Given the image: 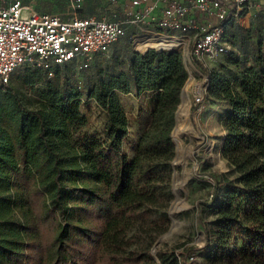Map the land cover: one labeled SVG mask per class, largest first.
<instances>
[{"label":"trees","instance_id":"obj_1","mask_svg":"<svg viewBox=\"0 0 264 264\" xmlns=\"http://www.w3.org/2000/svg\"><path fill=\"white\" fill-rule=\"evenodd\" d=\"M233 23L224 32L231 45ZM125 35L130 31L120 38ZM172 42L145 39L140 49ZM196 62L209 78L208 98L230 106L221 148L227 169L216 178L212 199L200 204L206 263L264 264V46L258 42L234 80ZM126 64L105 77L98 70L90 89L62 64L47 79L42 68L25 66L20 85L34 90L36 106L8 85L10 79L0 85V264H159L156 255L161 264L188 262L192 254H177L179 245L155 252L150 241L130 246L135 234L128 235L139 213L148 215L158 205L170 178L171 135L180 131L187 110L185 88L180 100L188 77L182 51L131 50ZM131 90L147 92L150 119L129 158L128 117L119 93ZM86 96L105 113L101 136L83 131ZM188 118L196 124L194 110Z\"/></svg>","mask_w":264,"mask_h":264},{"label":"rangeland","instance_id":"obj_2","mask_svg":"<svg viewBox=\"0 0 264 264\" xmlns=\"http://www.w3.org/2000/svg\"><path fill=\"white\" fill-rule=\"evenodd\" d=\"M251 1L248 7L244 8L242 16L234 20L228 29L232 42L230 51L203 62L207 68L222 71L232 80L237 76L240 66L247 61L252 49L258 46V42L261 41L264 46V0ZM239 26L250 27L251 32L240 31ZM137 40L135 43L127 35L121 37L108 52L97 55L95 58V54L92 55L85 68L80 69L77 60L60 66H65V71H68V67L75 70L81 84L86 89H90L94 85L98 70L105 77L109 72L127 69L126 58L129 51H138L142 47L137 44ZM24 67L19 66L13 71L8 85L13 87L23 100L36 106L38 99L34 90L30 86L20 85ZM185 67L189 75L182 88H185L187 94V110L182 114L180 131L176 136L173 132L171 135V139H174L176 154H174L175 157L173 156L174 159L172 158L174 162H170V178L168 183L162 182L165 191L159 198L158 205L152 207L148 215H142L140 212L128 235L135 234V243H131L130 246L138 244L136 243L138 240L142 244L150 241L151 251L156 239L170 229V232L161 236L156 243L155 252L157 248L179 245L174 249L177 254L189 252L194 256L186 264H207V250L203 248L205 234L201 223L203 213L200 210V204L212 199L215 180L220 179L222 172L227 169L226 160L221 154V141L226 131L223 125L224 117L230 106L225 100L208 98L206 90L208 76L196 61L192 58L190 61L186 59ZM52 74L46 72V79ZM189 79L190 81L187 82ZM200 90L204 91V99L196 102L194 98ZM119 97L128 117L125 150L131 158L135 152L138 137L150 119L148 94L147 92L136 94L134 90H131L127 93L120 92ZM201 103L203 106L200 108ZM80 110L87 117V124L83 127V131L90 135L101 136L105 129L106 116L95 99L86 96L80 105ZM193 110L196 116L195 125L190 124L188 118ZM5 124L15 129L13 123L5 122ZM173 169L176 170L175 175L178 181L175 187L178 188L179 193L176 196L172 192ZM190 179L195 180V186L188 185ZM173 204H175V217L171 214ZM190 245H194L195 249H187Z\"/></svg>","mask_w":264,"mask_h":264},{"label":"built area","instance_id":"obj_3","mask_svg":"<svg viewBox=\"0 0 264 264\" xmlns=\"http://www.w3.org/2000/svg\"><path fill=\"white\" fill-rule=\"evenodd\" d=\"M118 3L109 19L76 13L82 0H69L72 14L62 18L40 11L20 0L0 5V85L7 83L19 66L42 68L52 74V66L77 60L88 66L92 55L105 52L120 36L130 31L136 43L139 36H165L185 41L165 48L180 49L190 61L214 59L231 47L224 32L228 23L242 14L251 0H110ZM196 102L204 99L197 92ZM194 258L188 256V261Z\"/></svg>","mask_w":264,"mask_h":264},{"label":"crops","instance_id":"obj_4","mask_svg":"<svg viewBox=\"0 0 264 264\" xmlns=\"http://www.w3.org/2000/svg\"><path fill=\"white\" fill-rule=\"evenodd\" d=\"M11 1L12 0H0V5L7 4ZM20 1L23 4L36 7L40 11L57 14L62 18H68L72 14L69 6V0H20ZM118 6H119L118 3H114L110 0H82L81 6L78 10H76V13L79 16L94 15L99 18L109 19L112 16V13L116 9H118ZM240 15L242 16V14Z\"/></svg>","mask_w":264,"mask_h":264},{"label":"bare ground","instance_id":"obj_5","mask_svg":"<svg viewBox=\"0 0 264 264\" xmlns=\"http://www.w3.org/2000/svg\"><path fill=\"white\" fill-rule=\"evenodd\" d=\"M138 40H137V44H139L140 46L143 47V41L145 39H157V38H165V39H169V40H172V44L170 46H163L165 48H171L172 46H180V45H183L185 44V41L179 39V38H171V37H165V36H158V37H154V36H139L137 37ZM185 85V84H184ZM184 93V88H182V92H181V96H180V100H181V97ZM200 108L203 106L202 103L199 104ZM177 109V108H176ZM175 118H176V111H175ZM173 139V138H172ZM173 142H174V139H173ZM176 174V173H175ZM176 176V175H175ZM172 189H173V192H174V196H176L178 193H179V190L178 188L175 187V177H174V180H173V183H172ZM160 240V238L158 239V241ZM157 241V243H158Z\"/></svg>","mask_w":264,"mask_h":264},{"label":"water","instance_id":"obj_6","mask_svg":"<svg viewBox=\"0 0 264 264\" xmlns=\"http://www.w3.org/2000/svg\"><path fill=\"white\" fill-rule=\"evenodd\" d=\"M183 61H184V63H186V58H185V57H183ZM187 71H188V70H187ZM188 75H189V71H188ZM187 78H188V77H187ZM208 79H209V78H207V81H208ZM181 92H182V88H181V91H180V96H181ZM171 132H172V130H171ZM225 135H226V131H224L223 139H222V141H221V146L223 145ZM172 141H173V139H172ZM174 154H176V152H174ZM174 157H175V156H174ZM173 159H174V158H173ZM173 159H172V161H171L172 163L174 162ZM191 172H192V170L190 169V173H191ZM175 173H176V170L173 169V172H172V183H173V180H174V177H175ZM172 192H173V189H172ZM173 194H174V192H173ZM169 232H170V229H168V231H167L166 233H164L163 235H166V234H168ZM163 235H161V236H163ZM161 236H159V238H160ZM159 238L156 239V241L154 242V244H153L151 250L155 248V245H156V243H157V241H158ZM153 259H154V258H153ZM154 260H156L159 264H161L160 261H159V259H158V257H157V255H156V259H154Z\"/></svg>","mask_w":264,"mask_h":264}]
</instances>
